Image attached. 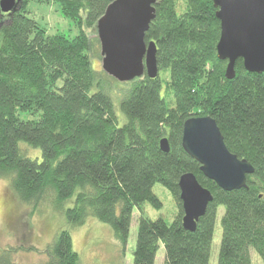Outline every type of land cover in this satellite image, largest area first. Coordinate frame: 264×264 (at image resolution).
<instances>
[{
	"label": "trees",
	"instance_id": "trees-1",
	"mask_svg": "<svg viewBox=\"0 0 264 264\" xmlns=\"http://www.w3.org/2000/svg\"><path fill=\"white\" fill-rule=\"evenodd\" d=\"M28 1L0 12V177L16 197L34 206L54 203L69 227L94 217L111 227L122 253L136 210L132 264H154L160 246L162 264H208L223 205L216 264H253L251 251L264 260V72H249L238 59L235 76L225 77L212 0H185L179 14L178 0H158L145 34L156 44L158 76L129 81L117 95L113 85L121 84L92 67L88 52L96 40L83 31L71 38L46 34L28 15ZM54 1L64 17L80 24L82 12L92 27L112 0ZM160 72L169 74L164 87ZM205 115L228 151L253 166L246 188H218L181 147L184 121ZM163 137L168 152L159 148ZM26 149H37L40 158ZM186 172L212 194L193 232L181 223L178 181ZM155 183L177 202L170 223L144 214L145 202L161 207ZM52 240L40 264H79L69 229ZM0 264H15L6 250Z\"/></svg>",
	"mask_w": 264,
	"mask_h": 264
},
{
	"label": "water",
	"instance_id": "water-1",
	"mask_svg": "<svg viewBox=\"0 0 264 264\" xmlns=\"http://www.w3.org/2000/svg\"><path fill=\"white\" fill-rule=\"evenodd\" d=\"M158 0H112L96 23L102 71L119 82H128L143 75L158 76L156 44L145 40L154 19ZM219 21L216 44L217 58L227 60L225 77L235 76V62L242 60L245 70L264 72V0H212ZM21 0H0V12L12 13ZM181 147L200 164L202 175L225 191L246 188V175L253 166L239 159L224 145L223 135L209 115L194 116L183 123ZM159 148L168 152V139L163 137ZM179 199L186 231H195L199 217L212 201L211 191L204 188L191 172L179 177Z\"/></svg>",
	"mask_w": 264,
	"mask_h": 264
},
{
	"label": "rangeland",
	"instance_id": "rangeland-1",
	"mask_svg": "<svg viewBox=\"0 0 264 264\" xmlns=\"http://www.w3.org/2000/svg\"><path fill=\"white\" fill-rule=\"evenodd\" d=\"M185 0H178L177 14L185 8ZM26 11L34 21L45 30L46 34L64 33L68 38L85 32L93 40V46L89 56L93 69L102 71L100 42H98L96 24L87 27L80 14V24L64 17L60 11V4L54 0H29ZM103 72V71H102ZM163 87L165 81L169 80L168 73H161ZM116 81V80H115ZM119 82V81H118ZM129 82V81H128ZM128 82H119L121 87L113 85L115 95L121 94L128 88ZM164 89V88H163ZM168 97V96H167ZM173 105V97L167 99ZM116 105L117 115L120 110ZM22 118H28L25 113ZM26 153L40 158L37 149H26ZM154 191L161 202L160 208H153L149 203L143 205L144 214L155 220L162 217L166 223H170L177 214V202L166 188L155 183ZM69 204V203H68ZM54 203L48 201L36 204V206L23 203L16 197L5 177H0V254L4 250L9 252V259L15 264H40L47 259L45 249L53 241L54 236L61 229H69L72 239V248L78 254L79 264H132V251L136 240L137 219L139 214L133 211L129 238L125 252L122 253L116 238L113 237L109 225L99 222L90 217L78 227H69L63 212L56 211ZM223 205L218 206L215 218L214 234L208 264H216L218 257L219 241L221 238L220 218L224 212ZM164 249L160 246L156 253L154 264H162ZM251 262L253 264H264V260L251 251Z\"/></svg>",
	"mask_w": 264,
	"mask_h": 264
}]
</instances>
